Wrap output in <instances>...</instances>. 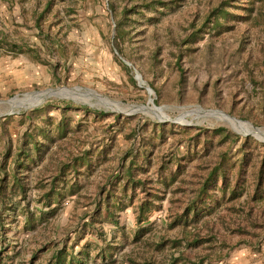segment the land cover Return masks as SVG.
<instances>
[{
    "label": "trees",
    "instance_id": "1",
    "mask_svg": "<svg viewBox=\"0 0 264 264\" xmlns=\"http://www.w3.org/2000/svg\"><path fill=\"white\" fill-rule=\"evenodd\" d=\"M177 1L144 0L123 6L119 13L120 35L127 33L130 16L173 8ZM240 1L244 4L240 5ZM255 1L219 0L198 26L190 24V32L181 43L192 44L205 34L228 30V20L257 21L264 14V0H258V5ZM50 5L47 1L34 16L39 31ZM39 36L44 38L43 33ZM51 109L60 110L62 117L49 115ZM69 110H80L84 117L91 115L100 124L98 144L83 135L82 120L73 124L72 115H66ZM34 111L24 115L26 129L15 140L9 133L8 117L0 118V264L4 263V256L20 253L8 236L10 229H14L16 238L22 231L47 230L50 220L69 199L74 208L85 206L74 217L75 228L55 245L50 240L43 243L32 258L53 245L48 264H88L97 258L112 262L122 246L121 238L127 236L120 223L121 212L129 206L133 208L132 241L141 244L142 235L152 224L150 216L163 210L164 200L169 204L165 213L167 226H179L180 236L145 240L144 248L153 245L162 252L170 244L178 255L171 252L159 260L144 256L146 264H174L179 259L187 264H207L214 240L223 247L230 246L226 234L237 236V242L246 240L252 248L260 247L264 239V143L225 126L187 127L148 119L131 125L130 116L108 114L69 101ZM110 117L112 120L108 121ZM121 132L126 139L122 145L117 143ZM168 133L174 135L171 145ZM181 143H186L183 153L177 150ZM195 157L198 160L189 170ZM40 162L41 167L34 169ZM94 172L98 176L91 179ZM82 176L88 177L86 187L80 182ZM107 225L113 228L109 232ZM77 245L80 248L76 251ZM186 248L209 251L192 258ZM125 256L135 263L133 257Z\"/></svg>",
    "mask_w": 264,
    "mask_h": 264
},
{
    "label": "rangeland",
    "instance_id": "2",
    "mask_svg": "<svg viewBox=\"0 0 264 264\" xmlns=\"http://www.w3.org/2000/svg\"><path fill=\"white\" fill-rule=\"evenodd\" d=\"M47 1L51 5L39 31L35 27L34 16L44 8ZM141 1L144 0L0 2V28L11 31L7 37L12 41L23 43L25 40L29 47L37 45L41 57V60L29 58V73L23 75L18 86L6 91L0 85V118L8 117L9 133L14 140L26 129L24 115L34 114L35 109L59 101L87 105L108 114L130 116L131 125L139 119L159 121L168 118L189 123L172 122L181 126H225L232 131L250 132L224 119L220 114L223 112L236 120L264 129V14L255 22L228 20L230 29L214 31L205 34L197 42L184 44L181 41L190 32V24L198 26L208 10L219 0H178L177 6L173 8L163 7L156 12H145L143 16H130V22L125 27L127 33L120 35L121 8ZM239 4L243 5L244 2L240 1ZM255 4L258 5L259 1L256 0ZM238 11L241 10H236ZM36 31L43 33L44 38L36 35ZM2 57L0 53V63H6L1 60ZM123 60L130 63L126 64L128 68L122 66ZM2 66L0 65V69ZM133 67L144 84L151 89V96L136 80L133 82ZM13 83L18 81L14 80ZM61 87L76 91L45 92ZM42 93H45V97L30 107L10 110L12 102ZM143 106L149 111L140 109ZM10 111L12 113L7 114ZM48 114L55 119L62 117L58 109H51ZM66 115H72L73 124L77 119L82 120L83 135L87 140L99 143L100 124L91 115L84 117L80 110H69ZM111 120L112 117L108 118V121ZM124 125L121 127L122 131L126 127ZM238 132L236 133L241 136H252L264 143L263 134L257 135L263 139L259 140L251 134ZM168 137L171 145L174 143V135L168 133ZM117 143H126L123 132L117 135ZM167 146L168 144L164 148ZM177 148L180 153L185 152L186 143H181ZM45 160L44 158L43 163ZM197 160L198 157L193 158L187 168L192 170ZM43 163H38L34 169L40 168ZM96 176L97 172H94L90 178L95 179ZM87 179L85 176L80 178L85 187L89 184ZM168 205L164 200L163 210L150 216L152 224L142 235L141 244L132 241L135 216L133 208L129 206L120 214V223L127 236L121 238L122 246L114 253L112 262L97 258L96 261L89 260L88 264H146L147 260L167 258L171 252L177 256L178 252L170 244L162 252L154 249L153 245L146 250L143 244L145 240L153 242L180 236L179 226H167L165 213ZM84 208L81 205L74 208L73 201L69 199L64 201L63 208L50 220L47 230L38 228L31 232L22 231L16 238L13 237L14 229H10L8 236L20 253L10 258L4 256L3 264H48L55 247L53 245L75 228L74 217ZM261 214L264 217V208ZM15 224L11 226L14 227ZM110 229H113L112 226L107 225L106 230L109 232ZM225 237L230 246L223 247L214 240L211 244L213 252L205 260L207 264H264V239L260 247L255 249L246 240L237 242V236L226 234ZM49 240L53 245L38 251L37 256L32 258L34 251ZM79 248L80 245H77L75 250ZM208 251L207 249L205 252ZM185 252L192 258L205 253L202 248H186ZM8 254L12 255V252ZM126 254L133 257L135 263L126 260ZM144 256L150 258L144 261ZM174 264L187 263L179 259Z\"/></svg>",
    "mask_w": 264,
    "mask_h": 264
},
{
    "label": "crops",
    "instance_id": "3",
    "mask_svg": "<svg viewBox=\"0 0 264 264\" xmlns=\"http://www.w3.org/2000/svg\"><path fill=\"white\" fill-rule=\"evenodd\" d=\"M0 2L7 4L8 0H0ZM9 33L11 31L9 32L8 29L0 28V53L3 55L1 60L6 61V63H0V65H3L0 69V85H3L2 88H5L6 91L18 86L20 84L19 81L23 79V75L29 73V58L41 60L37 45L29 47L25 40L23 43L12 41L7 37ZM35 33L39 35V31ZM29 53H31L32 57ZM14 80L18 81V83L14 84Z\"/></svg>",
    "mask_w": 264,
    "mask_h": 264
},
{
    "label": "bare ground",
    "instance_id": "4",
    "mask_svg": "<svg viewBox=\"0 0 264 264\" xmlns=\"http://www.w3.org/2000/svg\"><path fill=\"white\" fill-rule=\"evenodd\" d=\"M69 91H73V93H74L76 91V89H69L66 87H61V88H56V89L55 88L54 89H48L45 92H47V93H65V92H69ZM69 94H71V93H69ZM44 97H45V93L33 94V95H30L24 99L14 101L11 104L10 110H15L17 108H22V107H24V108L30 107L35 102L42 100ZM140 109H143L145 111H147V110L149 111V109L147 107H144V106H143V108L141 107ZM130 110H133V109H130ZM215 112H217V111H215ZM218 112L220 113V111H218ZM220 114L224 119L231 121L234 124L239 125L240 127L245 129L246 131H250L251 133H254L256 136L259 134L264 135V129H259V128L254 127L250 123H247V122L244 123L243 121L236 120V119H234V117L233 118L229 117L227 114H225L223 112H221ZM245 133H248V132H245ZM257 137H259V136H257ZM259 138L261 139V137H259Z\"/></svg>",
    "mask_w": 264,
    "mask_h": 264
},
{
    "label": "water",
    "instance_id": "5",
    "mask_svg": "<svg viewBox=\"0 0 264 264\" xmlns=\"http://www.w3.org/2000/svg\"><path fill=\"white\" fill-rule=\"evenodd\" d=\"M123 62L125 63V64H127V65H129L130 63H128L127 61H125V60H123ZM72 88V87H71ZM84 103H87V102H84ZM87 104H89V105H92V104H90V103H87ZM117 112H123V113H127V114H130V113H132V112H127V111H121V110H116ZM10 113H12V111H10V112H7V114H10ZM1 115V114H0ZM159 121H171V122H177V123H181V122H179V121H177V120H173V119H168V118H166V119H159ZM181 124H189V123H181ZM234 130V129H233ZM234 131H236V130H234ZM236 132H238V131H236ZM238 133H241V132H238ZM241 134H244V135H248V134H251V135H253V136H255L257 139H259V140H263V139H260L259 137H257L254 133H251V132H248V133H241Z\"/></svg>",
    "mask_w": 264,
    "mask_h": 264
},
{
    "label": "built area",
    "instance_id": "6",
    "mask_svg": "<svg viewBox=\"0 0 264 264\" xmlns=\"http://www.w3.org/2000/svg\"><path fill=\"white\" fill-rule=\"evenodd\" d=\"M132 69L134 79L137 81L138 85L143 87L146 90L147 94L151 96V89L144 84L138 71L134 67Z\"/></svg>",
    "mask_w": 264,
    "mask_h": 264
}]
</instances>
